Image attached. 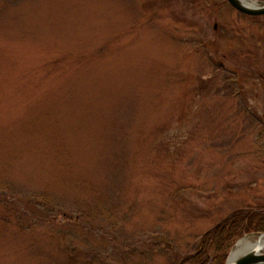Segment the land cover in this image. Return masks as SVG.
<instances>
[{
  "label": "rangeland",
  "instance_id": "obj_1",
  "mask_svg": "<svg viewBox=\"0 0 264 264\" xmlns=\"http://www.w3.org/2000/svg\"><path fill=\"white\" fill-rule=\"evenodd\" d=\"M249 207H264V15L0 0V264H185Z\"/></svg>",
  "mask_w": 264,
  "mask_h": 264
},
{
  "label": "trees",
  "instance_id": "obj_2",
  "mask_svg": "<svg viewBox=\"0 0 264 264\" xmlns=\"http://www.w3.org/2000/svg\"><path fill=\"white\" fill-rule=\"evenodd\" d=\"M246 232H264V207L235 211L204 235L200 250L184 258V263L225 264L230 248Z\"/></svg>",
  "mask_w": 264,
  "mask_h": 264
},
{
  "label": "water",
  "instance_id": "obj_3",
  "mask_svg": "<svg viewBox=\"0 0 264 264\" xmlns=\"http://www.w3.org/2000/svg\"><path fill=\"white\" fill-rule=\"evenodd\" d=\"M235 9L238 11L248 14L251 16H260L264 15V1H259V5L257 6H249L245 4L242 0H227ZM264 236V232H256L251 233L246 236H244L242 239L239 240V242L236 244V246L233 248L231 254L229 255L227 262L225 264H264V247H255L254 249L240 254L239 256L235 257L234 260H231L232 254L238 244L241 241L246 240L248 236Z\"/></svg>",
  "mask_w": 264,
  "mask_h": 264
},
{
  "label": "bare ground",
  "instance_id": "obj_4",
  "mask_svg": "<svg viewBox=\"0 0 264 264\" xmlns=\"http://www.w3.org/2000/svg\"><path fill=\"white\" fill-rule=\"evenodd\" d=\"M242 1L249 6L259 5V1L256 0H242ZM255 247H259V248L264 247V236H259V235L248 236L246 240L241 241L234 250L230 261L234 260L235 257L239 256L240 254L246 253L254 249Z\"/></svg>",
  "mask_w": 264,
  "mask_h": 264
}]
</instances>
